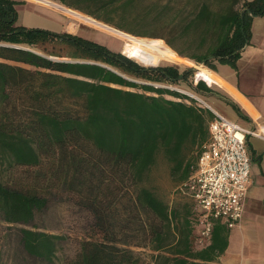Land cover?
<instances>
[{"label": "trees", "instance_id": "1", "mask_svg": "<svg viewBox=\"0 0 264 264\" xmlns=\"http://www.w3.org/2000/svg\"><path fill=\"white\" fill-rule=\"evenodd\" d=\"M55 2L132 36L163 39L213 71L218 63L236 67L254 17L264 16V0ZM26 3L0 0V42L27 48L0 46V58L30 66L0 61V223L24 226L26 252L52 262L61 236L31 225L51 193L66 192L93 218L67 264H143L135 247L170 252L177 264L216 261L230 230L217 224L211 243L195 248L192 206L173 207L147 182L161 155L178 186L187 180L214 118L153 83H185L198 94L213 87L191 82L190 67L145 66L80 35L18 25L17 6Z\"/></svg>", "mask_w": 264, "mask_h": 264}, {"label": "rangeland", "instance_id": "2", "mask_svg": "<svg viewBox=\"0 0 264 264\" xmlns=\"http://www.w3.org/2000/svg\"><path fill=\"white\" fill-rule=\"evenodd\" d=\"M23 1L27 2L26 4H22L23 6L32 4L43 9L45 13L41 12L44 14L39 15L45 18V20H36L35 22L34 16H36V13H33L28 7L19 6L17 19L18 25L23 24L24 26L26 25V27L35 28L34 25L38 24L42 25V28L44 26V29L53 32H66L73 35H80L84 38L105 45L114 52H120L124 55L126 54L125 56H130L131 59L138 63L144 64L145 66L176 64L182 69H186L188 67L194 69V74L190 80L191 82L196 83L197 77L199 79L203 78L199 70L195 67L189 65H180L174 62L180 59H185L188 62L192 61L188 58L180 56L163 39L135 37L116 30L111 27V25L107 26L109 24L105 25L106 23L104 24V22H99L90 17L89 21H85V23H76L65 14L56 11L57 6H64L55 2L56 0H43L44 5L31 2L29 0ZM47 1H50L53 4L48 3ZM159 1L161 0H141V4L148 6L151 4L154 5ZM69 10L80 13L72 9ZM27 11L31 12V15H29V13L26 15ZM92 24L95 26L92 27ZM98 27L109 32L110 34L99 30ZM177 45L179 47L183 46L180 42H178ZM204 67L206 66L204 65ZM139 82L144 83L141 80ZM153 85L156 87L167 88L172 91H177L181 94L189 96V98L192 99L194 98L191 97L190 94H194L203 98V96L196 93L185 83L181 85L170 83H153ZM166 97L173 100H180L169 95H166ZM203 99L207 102L205 98ZM182 100L185 101V99ZM196 154L197 152H195L193 156H196ZM147 182L148 186L151 187L157 193V195H159L170 205H173V207L178 206L183 208L184 206L189 205L193 208V202L188 197L179 195L177 192L178 179L172 176L171 165L163 155L159 157L158 162ZM92 225L93 218L91 214L78 205L76 198L72 194L54 191L49 196V201L46 208L36 214V218L31 225L32 228L37 230L61 236V239L58 241L57 252L53 261L48 262L28 254L22 242L21 228L24 226H9L5 223H0L1 260L4 264H67L68 262L75 259L79 254L82 242L89 238L92 233ZM134 250L140 254L144 262L143 264H177L176 255H173L170 252H163L159 255V253L151 251L148 248L143 249L135 247ZM190 262L193 261L190 260Z\"/></svg>", "mask_w": 264, "mask_h": 264}, {"label": "crops", "instance_id": "3", "mask_svg": "<svg viewBox=\"0 0 264 264\" xmlns=\"http://www.w3.org/2000/svg\"><path fill=\"white\" fill-rule=\"evenodd\" d=\"M29 1L44 5L43 0ZM19 6L23 5H18L17 11H19ZM23 7H28L33 13H36L35 22L36 20H45L40 16L45 13L43 9L32 4ZM56 11L65 14L76 23H85L90 19L64 6H57ZM28 13L31 15V12L28 11L26 15ZM34 26L42 28V25ZM44 28L43 26L42 29ZM98 29L110 34L99 27ZM0 46L27 49L23 46L3 42H0ZM0 61L30 68L28 65L17 64L1 58ZM174 62L192 67L195 65L193 61L188 62L185 59ZM216 67L217 71L210 70L212 72L211 80L200 78L205 80L209 87L212 86L213 91H203L199 94L214 110L258 135H249L247 138L248 150L253 161L243 219L235 228H228L230 230L229 245L225 253L216 261L199 264H264V16L254 17L250 40L237 60L236 67L219 63ZM197 83L196 80L195 84ZM229 102L239 105L246 117H241Z\"/></svg>", "mask_w": 264, "mask_h": 264}, {"label": "built area", "instance_id": "4", "mask_svg": "<svg viewBox=\"0 0 264 264\" xmlns=\"http://www.w3.org/2000/svg\"><path fill=\"white\" fill-rule=\"evenodd\" d=\"M190 96L214 114L194 171L177 187L179 195L193 202L194 246L202 249L211 243L217 223L233 229L243 219L253 161L247 138L256 133L214 110L203 98Z\"/></svg>", "mask_w": 264, "mask_h": 264}, {"label": "bare ground", "instance_id": "5", "mask_svg": "<svg viewBox=\"0 0 264 264\" xmlns=\"http://www.w3.org/2000/svg\"><path fill=\"white\" fill-rule=\"evenodd\" d=\"M48 3H52L50 1H47ZM53 4V3H52ZM194 67L196 69L199 70L200 74L204 77V78H207L208 80H211V75H212V72L210 71V69L204 67V65H194ZM193 95V94H191ZM258 135V134H256Z\"/></svg>", "mask_w": 264, "mask_h": 264}, {"label": "water", "instance_id": "6", "mask_svg": "<svg viewBox=\"0 0 264 264\" xmlns=\"http://www.w3.org/2000/svg\"><path fill=\"white\" fill-rule=\"evenodd\" d=\"M202 65H204V64H202ZM152 67H156V66H152ZM196 73H197V71H196ZM196 75H197V74H196ZM196 79H197V78H196ZM197 81H200V80L197 79ZM203 81L206 82L205 80H203ZM208 85H209V84H208Z\"/></svg>", "mask_w": 264, "mask_h": 264}]
</instances>
